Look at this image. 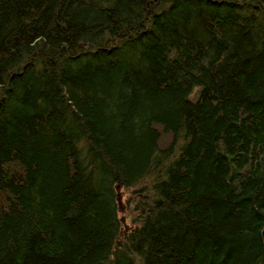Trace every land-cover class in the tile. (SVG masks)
<instances>
[{
    "label": "trees",
    "instance_id": "16d2710c",
    "mask_svg": "<svg viewBox=\"0 0 264 264\" xmlns=\"http://www.w3.org/2000/svg\"><path fill=\"white\" fill-rule=\"evenodd\" d=\"M0 264H264V0H0Z\"/></svg>",
    "mask_w": 264,
    "mask_h": 264
},
{
    "label": "rangeland",
    "instance_id": "374dc122",
    "mask_svg": "<svg viewBox=\"0 0 264 264\" xmlns=\"http://www.w3.org/2000/svg\"><path fill=\"white\" fill-rule=\"evenodd\" d=\"M121 199H120V204H121V209L119 211V218L122 223V226L124 227L125 232H129L134 228V202L132 201L131 194L129 192L123 191L120 193ZM125 227L128 229L126 230Z\"/></svg>",
    "mask_w": 264,
    "mask_h": 264
},
{
    "label": "water",
    "instance_id": "95a60500",
    "mask_svg": "<svg viewBox=\"0 0 264 264\" xmlns=\"http://www.w3.org/2000/svg\"><path fill=\"white\" fill-rule=\"evenodd\" d=\"M117 190H119V187H117ZM118 203H119V207H120V209H121V204H120V199H121V196H120V194H118ZM121 222H123V221H121ZM125 229L127 230L128 228L127 227H125Z\"/></svg>",
    "mask_w": 264,
    "mask_h": 264
}]
</instances>
